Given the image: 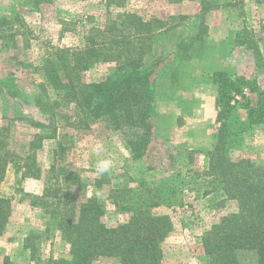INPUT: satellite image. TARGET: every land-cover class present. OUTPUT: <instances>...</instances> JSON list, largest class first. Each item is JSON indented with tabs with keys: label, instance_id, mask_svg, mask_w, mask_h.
<instances>
[{
	"label": "rangeland",
	"instance_id": "obj_1",
	"mask_svg": "<svg viewBox=\"0 0 264 264\" xmlns=\"http://www.w3.org/2000/svg\"><path fill=\"white\" fill-rule=\"evenodd\" d=\"M54 1L36 6L34 0H0V18L14 9L20 18L14 31L16 47H12L9 33L3 38L0 35V123L9 126L10 148L16 153L25 152L33 140L38 141L36 137L43 138L37 143L40 148L32 151L41 176L23 179L21 171L16 172L11 165L0 186L3 195L12 197L13 208L0 234V264H47L48 260L71 258L58 220L33 207L30 198L42 195L47 170L60 156L56 152L59 144L67 149L66 162H73L80 172L84 184L80 196L98 198L104 205L103 221L112 227L128 218L126 208L136 202L138 207L149 191L164 186V179L174 173L171 166L177 168L186 162L185 150L208 151L216 144L219 109L213 72L246 77L264 89V0ZM203 1H211L206 12ZM123 13L136 14L147 22L168 20L169 26H176L168 34L170 43L162 54L167 62L152 77L157 80V102L148 121L151 127L146 132L139 127L114 129L93 112H88L87 125L75 126L78 116L69 108L65 109L69 121L57 116L54 130L51 115L37 103L39 97L55 98L51 90L41 94L40 66L58 48L83 47L90 34L102 32ZM166 37H161L163 50ZM110 68H93L84 74V81L91 84L110 77ZM263 126L244 137L239 151L233 152L234 158L248 157L264 166ZM97 143L103 145L100 154L93 152ZM103 158L112 159L114 166L108 173L97 175L96 163ZM202 158L197 157L195 163ZM102 179L103 184L96 186ZM220 199L219 195H200L175 210H153L170 214L174 222V231L162 244L163 264L209 263L202 236L224 214V208L216 206ZM28 244L34 255L26 248ZM95 264L118 262L102 257Z\"/></svg>",
	"mask_w": 264,
	"mask_h": 264
},
{
	"label": "trees",
	"instance_id": "obj_2",
	"mask_svg": "<svg viewBox=\"0 0 264 264\" xmlns=\"http://www.w3.org/2000/svg\"><path fill=\"white\" fill-rule=\"evenodd\" d=\"M52 2L34 0L36 6ZM202 3L206 12L211 1ZM17 11L0 18V35L3 38L9 33L12 47L17 45ZM169 24L168 20L147 22L136 14L123 13L102 32L90 34L83 47L58 48L48 56L40 66L43 81L39 89L43 95L53 91L55 98L39 97L37 103L51 115L54 130L58 125L55 118L60 115L69 121L65 109L72 108L78 116L75 126L87 125L88 112H93L114 129L139 127L146 132L157 102V80L152 77L167 62L162 54L170 43L168 34L176 28ZM165 35L163 50L161 37ZM103 65L111 66L110 77L91 84L84 81V74ZM212 82L218 86L216 144L208 151L185 150L186 162L183 160L177 168L171 166L174 173L164 179V186L149 191L138 207L134 206L136 202L126 208L128 218L115 226L104 223V205L98 198L80 196L84 187L80 172L73 162H66L67 149L59 144L56 152L60 156L47 170L42 195L30 197L33 207L44 209L58 220V228L70 245V259L48 260L47 264H95L102 257L118 264H163L162 244L174 231V222L170 214L153 210H175L190 204L192 198L210 194L219 195L216 206L224 208V214L202 236L208 264H264V166L248 157H233L244 137L264 124V89L255 80L222 71L212 73ZM36 138L39 142L33 140L32 146L22 152L25 155L16 153L10 148L9 126L0 123V186L11 165L16 172L21 171L23 179L41 176L32 151L40 148L37 143L41 144L43 138ZM198 155L203 158L195 163ZM104 181L98 180L96 186ZM12 210V197L0 190V234ZM26 248L34 255L30 244Z\"/></svg>",
	"mask_w": 264,
	"mask_h": 264
},
{
	"label": "clouds",
	"instance_id": "obj_3",
	"mask_svg": "<svg viewBox=\"0 0 264 264\" xmlns=\"http://www.w3.org/2000/svg\"><path fill=\"white\" fill-rule=\"evenodd\" d=\"M103 145L100 143H97L94 148L93 152L96 154H100L103 151ZM114 166V162L110 158H103L99 159L96 163V174L97 175H104L105 173H108L111 168ZM101 193L97 192V196H100Z\"/></svg>",
	"mask_w": 264,
	"mask_h": 264
},
{
	"label": "crops",
	"instance_id": "obj_4",
	"mask_svg": "<svg viewBox=\"0 0 264 264\" xmlns=\"http://www.w3.org/2000/svg\"><path fill=\"white\" fill-rule=\"evenodd\" d=\"M263 127H264V126H263ZM257 128H259V126H258Z\"/></svg>",
	"mask_w": 264,
	"mask_h": 264
}]
</instances>
